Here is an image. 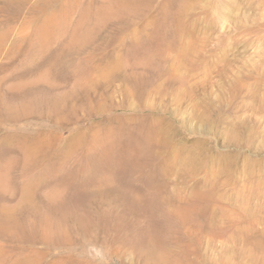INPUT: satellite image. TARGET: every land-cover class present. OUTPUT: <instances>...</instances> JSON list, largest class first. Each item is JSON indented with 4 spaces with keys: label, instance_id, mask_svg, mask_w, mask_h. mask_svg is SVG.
<instances>
[{
    "label": "rangeland",
    "instance_id": "obj_1",
    "mask_svg": "<svg viewBox=\"0 0 264 264\" xmlns=\"http://www.w3.org/2000/svg\"><path fill=\"white\" fill-rule=\"evenodd\" d=\"M0 264H264V0H0Z\"/></svg>",
    "mask_w": 264,
    "mask_h": 264
}]
</instances>
